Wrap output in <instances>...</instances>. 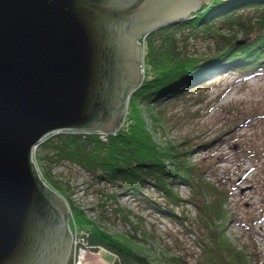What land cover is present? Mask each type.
I'll return each instance as SVG.
<instances>
[{"label": "water", "instance_id": "obj_1", "mask_svg": "<svg viewBox=\"0 0 264 264\" xmlns=\"http://www.w3.org/2000/svg\"><path fill=\"white\" fill-rule=\"evenodd\" d=\"M207 0H0V264H69L71 207L36 150L114 135L145 81L143 41Z\"/></svg>", "mask_w": 264, "mask_h": 264}, {"label": "trees", "instance_id": "obj_2", "mask_svg": "<svg viewBox=\"0 0 264 264\" xmlns=\"http://www.w3.org/2000/svg\"><path fill=\"white\" fill-rule=\"evenodd\" d=\"M213 40L215 52L196 56L192 40ZM145 81L130 101L125 123L114 135L58 134L39 147L36 160L49 185L65 195L76 231L87 233V248L104 249L115 264H154L146 254L110 234L55 180L56 166L67 164L85 172L98 186L96 193L114 199L101 185L115 183L128 195L141 197L152 184L163 202L148 199L159 214L179 219L187 203L198 212L201 254L197 264H250L251 258L228 235L233 222L227 208L230 194L209 183L206 170L195 163L197 147L157 141L164 129L163 104L186 98L194 87L236 73L241 80L264 74V0H213L190 19L164 26L144 40ZM150 114L152 123L147 119ZM106 137V140L104 138ZM189 187L186 200L179 187ZM93 187V186H92ZM121 194V196L123 195ZM107 201V200H106Z\"/></svg>", "mask_w": 264, "mask_h": 264}, {"label": "rangeland", "instance_id": "obj_3", "mask_svg": "<svg viewBox=\"0 0 264 264\" xmlns=\"http://www.w3.org/2000/svg\"><path fill=\"white\" fill-rule=\"evenodd\" d=\"M215 49L210 39L192 40L190 44L196 56L210 55ZM156 111L163 112L165 125L157 141L183 150L197 147L194 161L206 170L207 181L230 194V239L249 254L250 264H264V74L247 80L236 73L214 78L205 87L189 90L186 98L163 104ZM146 116L152 123L150 114ZM35 162L46 180L36 154ZM53 174L65 188L71 185L73 199L101 228L141 250L154 264H197L202 233L197 225L198 212L191 204L177 209L179 219L168 218L147 200L163 202L152 184L141 197L123 194L115 183L101 185L107 194L120 195L109 199L96 193L99 185L79 168L60 164ZM179 191L190 200L189 187L181 186ZM71 229L76 230L72 223ZM76 248L74 244L71 256ZM116 261L114 254L101 249L90 251L86 264Z\"/></svg>", "mask_w": 264, "mask_h": 264}, {"label": "built area", "instance_id": "obj_4", "mask_svg": "<svg viewBox=\"0 0 264 264\" xmlns=\"http://www.w3.org/2000/svg\"><path fill=\"white\" fill-rule=\"evenodd\" d=\"M74 242L75 245H77V248L75 250L74 256H76L77 260L75 264H86L87 263V258L90 252V249L87 248V233L78 230L76 235L74 236Z\"/></svg>", "mask_w": 264, "mask_h": 264}, {"label": "bare ground", "instance_id": "obj_5", "mask_svg": "<svg viewBox=\"0 0 264 264\" xmlns=\"http://www.w3.org/2000/svg\"><path fill=\"white\" fill-rule=\"evenodd\" d=\"M72 232H73V235L75 236L76 235V233H77V231L75 230H72ZM75 238V237H74ZM74 244H75V242H74ZM74 244H73V246H74ZM76 260H77V258H76V256H71V258H70V261H69V264H75L76 263ZM83 264V263H82Z\"/></svg>", "mask_w": 264, "mask_h": 264}]
</instances>
